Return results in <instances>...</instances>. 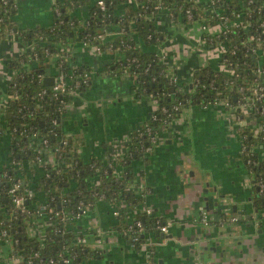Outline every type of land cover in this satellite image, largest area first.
I'll use <instances>...</instances> for the list:
<instances>
[{"label":"trees","instance_id":"trees-1","mask_svg":"<svg viewBox=\"0 0 264 264\" xmlns=\"http://www.w3.org/2000/svg\"><path fill=\"white\" fill-rule=\"evenodd\" d=\"M104 2L102 9L98 0H59L53 6L51 25L21 27L14 17V0L8 3L0 0L2 34L7 36L14 31L26 46L24 52L9 61L16 73L6 87L8 100L0 103V138L8 133L10 157V161L0 167V249L3 243H9L10 255L17 258L15 264H65L64 257L74 258L75 264H86L96 258L99 250L84 241H75L69 226L80 213L94 208L100 199L111 206L110 212L119 211L117 216L114 214L118 220L115 227L122 229L136 220L142 222L134 243L130 235L127 236L129 244L135 252L150 251L146 264H156L154 245L149 244L153 241L148 237L157 230V219L163 217L146 211L148 187L139 181L145 170L138 164L148 163V148L155 145L153 135H158L164 126L191 106L220 101H229L233 106H238L240 100L248 103L249 108L239 109L238 113L253 120L256 127L251 128L249 124L242 130L244 158L253 178L251 198L256 215L264 217V156L251 149L264 143V95L254 96L259 85L264 92V25H261L264 0H220L212 12H207V7L196 0ZM85 4L89 6V17L82 19L76 9ZM237 12L242 18H248L250 24L245 27L233 24ZM162 13L183 23L226 24V33L217 36L204 30L202 37L207 44H220L225 48L222 60L231 70L212 64L199 65L193 71L191 88L183 89L181 83L174 80L175 67L160 52L164 32L157 26V17ZM222 15L228 18H221ZM114 26L120 30L119 34L109 35L108 30ZM80 44L111 53L110 74L132 75L136 94L150 96L158 103L145 123L151 130H146L145 124L134 130L128 151L115 159L85 160L80 147L86 140L64 129L62 119L71 103L72 91L83 92L92 83L91 75L87 81L85 75L91 72V67L75 63L74 50ZM59 63L66 72L68 86L65 91L55 92L39 74L56 73ZM78 81L81 83L77 85ZM44 89L47 91L41 94ZM34 133L48 139V146L43 143L41 148L44 145L51 148L54 162L43 160L39 166L34 164L39 167L37 185L42 197L33 192L27 198L26 210L21 211L9 188L20 181L22 192L29 194L21 163L39 162L44 158V151H36L30 145ZM45 204L52 207L53 212L47 214L46 236L41 241L30 234L28 228L36 219L34 209ZM132 209L138 210L131 216ZM62 211L68 215L67 222L61 220ZM146 245L150 247L143 249Z\"/></svg>","mask_w":264,"mask_h":264},{"label":"crops","instance_id":"crops-1","mask_svg":"<svg viewBox=\"0 0 264 264\" xmlns=\"http://www.w3.org/2000/svg\"><path fill=\"white\" fill-rule=\"evenodd\" d=\"M57 1L14 0L15 20L21 27H47L53 22ZM196 1L208 5V0ZM76 13L82 19L88 18L89 6L77 8ZM157 26L164 32L160 51L170 58L183 88L191 87L192 73L199 65L224 68L220 48L207 44L202 37L201 21L183 23L162 13L157 17ZM220 28L217 24L211 29L216 32ZM119 32L115 26L108 30L113 36ZM24 46L19 34L0 43L1 104L8 100L6 87L12 73L9 61L21 54ZM74 56L76 64L91 67L92 83L83 92H72L62 119L64 129L86 140L80 147L85 160L115 159L128 151L131 134L146 123L158 103L150 96L136 94L132 75L110 74L111 53L80 44ZM248 121L255 129L253 121ZM243 124L246 121L223 104L191 106L159 131L157 144L147 151L148 163L138 164L145 170L139 181L148 187L146 207L160 214L163 221H171L170 237L162 239L158 229L148 237L153 241L149 244H155L156 264L160 260L163 264H264V217H257L252 203L253 178L244 158ZM7 136L0 138V167L10 161ZM40 144L39 136L31 138L34 149ZM251 149L264 156V143ZM21 164L28 189L42 197L37 185V169L42 163ZM110 207L100 199L94 208L70 223L74 238L100 252L87 264H146L149 256L135 252L129 237L115 227L118 220ZM137 210L132 209L131 216ZM202 210L207 212V223L202 221ZM234 216L237 219L232 221ZM34 224L37 237L44 239L46 217L37 216ZM110 238L118 244L111 245ZM10 250L9 243L2 244L0 264L14 263Z\"/></svg>","mask_w":264,"mask_h":264},{"label":"built area","instance_id":"built-area-1","mask_svg":"<svg viewBox=\"0 0 264 264\" xmlns=\"http://www.w3.org/2000/svg\"><path fill=\"white\" fill-rule=\"evenodd\" d=\"M1 1H3L4 3H8L9 2V0H1ZM220 0H208V5L206 6L207 7V12H212L213 10H214V8H215V4L216 3H218ZM249 2H253V0H249ZM56 3V2H55ZM54 3V4H55ZM98 4L101 6V8L102 9H104L105 8V2H104V0H98ZM203 6V5H202ZM261 8L262 9H264V2L262 3V6H261ZM57 10V12H59V9H56ZM249 15H251V12L250 13H248ZM190 15V14H189ZM191 16V15H190ZM234 16H235V18L232 20V23L233 24H235V25H241V26H243V27H245V26H247V25H249L250 24V21H249V19L248 18H242V14L240 13V12H237V13H234ZM221 18H228V16H225V15H222L221 16ZM202 23H203V29L204 30H206V31H208L209 33H211V34H215V35H217V36H220V35H222V34H224V33H226L227 32V26H226V24H224L223 22L221 23V22H219V23H217V24H219L220 26H221V28L218 30V31H216V32H214L211 28L212 27H215V26H217V24L216 23H213V24H210V25H208L206 22H204V21H201ZM261 25H264V20L261 22ZM204 30H203V32H204ZM12 34H17L16 32H14V31H10L9 32V34L7 35V36H4L3 34H2V30H1V28H0V43L3 41V40H5V39H7L10 35H12ZM86 45H88V44H86ZM92 46V45H91ZM212 46L213 47H219L220 49H219V51H220V56H221V58H222V54H223V52H224V50H225V48L222 46V45H220V44H218V45H214V44H212ZM25 47V50H26V46H24ZM94 49H96V51H100L99 50V48L98 47H95V46H92ZM24 50V51H25ZM23 51V52H24ZM163 55H165V56H167L168 57V55H166L165 53H164V51H160ZM169 58V57H168ZM169 60H170V58H169ZM223 61V60H222ZM224 62V61H223ZM224 68H223V70H228V71H230L229 69H227L226 67V64L224 63ZM60 67V68H59ZM58 70L56 71V73H49V74H44V73H40L39 75H40V77L41 78H46V76H54V83L53 84H51L50 86H51V88L55 91V92H57V91H65L66 89H67V86H68V80H67V78H66V72L62 69V63H59L58 64ZM233 72V71H232ZM264 72V71H263ZM262 72V73H263ZM14 73H16V71H14L13 69H12V73H11V77H10V80H9V82L13 79V75H14ZM85 75H86V81H87V78L91 75V72H86L85 73ZM192 76H193V73H192ZM263 77H264V74H263ZM174 80L175 81H178L179 82V80H178V77L176 76V74H175V78H174ZM191 82H192V78H191ZM81 82L80 81H78L77 82V85L78 84H80ZM190 86H191V84H190ZM258 87H260V89H258V90H256V93L254 94V96H256L257 98H261L263 95H264V92H262L261 90L263 89V86H261V85H259ZM183 88V87H182ZM191 88V87H190ZM190 88H186V87H184L183 89H190ZM47 91V89H44L43 90V92L41 93V94H43V93H45ZM74 91H76V90H74ZM74 91H72V92H74ZM253 95V94H252ZM216 105H218V104H223V105H225V106H227L228 108H231V109H234L235 110V112H236V115L237 116H239L240 118H241V121L242 120H245L246 121V124H243L244 125V127L246 126V125H249V124H247L249 121V119L248 118H244L242 115H240V113H238V110L239 109H241V110H247L248 108H249V105H248V103L247 102H242L241 100H240V103H239V105L238 106H233L229 101H220V102H217V103H215ZM240 107V108H239ZM175 109H177L178 107L177 106H175L174 107ZM163 110H166V108L165 107H163ZM248 119V120H247ZM253 121V120H252ZM54 123H56L57 122V119H54V121H53ZM254 122V121H253ZM145 128H146V130H148V131H150L151 129H150V126H148V124H145ZM68 134H70V133H68ZM33 136H39L40 137V139H41V144H40V148H38V149H36V151L37 150H42V152H43V149H45V151L46 152H48L47 154L48 155H46V153H44V158H41V159H39L40 161V163L41 162H43V160H44V162H54V156H52L51 157V155L50 154H52V152H51V148H49V147H45V145L46 146H48V139L47 138H45V137H43V136H41V135H38L37 133H34L33 135H32V137ZM243 136H244V134H243ZM31 137V138H32ZM153 141H154V144H157V142H158V140H159V135H153ZM45 144L44 145V147L43 148H41L42 147V144ZM152 147H149L148 148V150L149 149H151ZM46 159V160H45ZM12 163H15V159H13L12 160ZM19 182L20 181H18V182H16L15 184H13L10 188H9V193L10 194H12V196H13V198H14V201H15V203H16V205L21 209V211H25L26 210V200H27V198H28V196L30 195V196H32L33 195V191L32 190H30L29 191V194L27 193V194H25L24 192H22V190H21V185L19 184ZM263 186V185H262ZM52 199H54V197L52 198ZM146 211H147V213H149V214H151L152 212H153V210H152V208L151 207H146ZM53 212V208L52 207H49L47 204H45V205H41L40 207H38V208H35L34 209V214L36 215V217L37 216H45L46 218H47V214L48 213H52ZM85 212V211H84ZM113 213L117 216L118 214H119V211L117 210V209H114V211H113ZM58 214H59V212H58ZM60 215H61V220L62 221H64V222H67V220H68V215L66 214V212H64V211H62L61 213H60ZM81 215V213L77 216V217H79ZM201 215H202V221H204L205 223H207L208 222V218H207V212L205 211V210H202L201 211ZM232 219V221L233 220H236L237 218L234 216V217H232L231 218ZM36 220V219H35ZM33 224V223H32ZM170 226H171V221H163L162 219H160V218H158L157 219V221H156V227H157V229L158 230H160V231H162V232H164V233H168L169 232V230H170ZM142 228V222L140 221V220H136L135 222H133V223H130L129 225H127V226H125V227H123L121 230H122V232L124 233V234H126L127 236H129L130 235V239L133 241V243L138 239V236L136 235V232H138L140 229ZM4 232V234H6V230H4L3 231ZM35 236H37L36 234H35ZM41 241H43L44 239H40ZM75 241H79V239H75ZM81 241V240H80ZM147 255L149 256L148 258L150 259V257H151V253H150V251H148L147 252ZM11 258H12V260H13V264H15L16 263V260H17V258L14 256V255H11ZM74 259V258H73ZM73 259L72 258H69V257H64L63 258V262L65 263V264H75L74 263V261H73ZM51 261L52 262H54V259H51ZM87 264V263H86Z\"/></svg>","mask_w":264,"mask_h":264},{"label":"water","instance_id":"water-1","mask_svg":"<svg viewBox=\"0 0 264 264\" xmlns=\"http://www.w3.org/2000/svg\"><path fill=\"white\" fill-rule=\"evenodd\" d=\"M44 82L47 85L53 84L54 83V76H46V78H44ZM26 203H28V200H26ZM157 234L160 235L162 237V239L170 237L172 235L170 233H164V232H162L160 230H157ZM160 264H163L162 260H160Z\"/></svg>","mask_w":264,"mask_h":264},{"label":"rangeland","instance_id":"rangeland-1","mask_svg":"<svg viewBox=\"0 0 264 264\" xmlns=\"http://www.w3.org/2000/svg\"><path fill=\"white\" fill-rule=\"evenodd\" d=\"M191 108V107H190ZM29 233L30 234H33V235H35V234H38L37 233V229L35 228V224L33 225V224H31L30 226H29ZM39 235V234H38ZM110 244L111 245H113V244H118L117 243V241L115 240V238H110ZM155 245V244H154ZM148 247H150L149 245H146V246H143V249H146V248H148ZM10 254V253H9ZM8 254V255H9Z\"/></svg>","mask_w":264,"mask_h":264}]
</instances>
